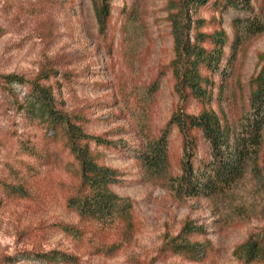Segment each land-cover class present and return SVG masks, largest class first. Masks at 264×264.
Here are the masks:
<instances>
[{"label": "rangeland", "instance_id": "1", "mask_svg": "<svg viewBox=\"0 0 264 264\" xmlns=\"http://www.w3.org/2000/svg\"><path fill=\"white\" fill-rule=\"evenodd\" d=\"M172 1L112 0L107 37L99 30L94 0H0V74L30 77L56 58L61 70L76 75L71 84L62 81L67 109L85 113L92 132L143 150L166 128L178 103L166 70L173 58ZM252 3V12L202 11L222 20L233 45L230 75L213 108L235 126L264 83V0ZM34 111L24 85L0 86V134L42 136L44 129L30 117ZM171 131L164 168L145 167L129 150L108 154L121 173L122 183L114 187L121 206L108 227L82 238L63 229L83 226L68 204L75 183L70 163L58 155L40 163L0 145V171L13 163L27 191L0 205V264H49L23 252L53 248L80 258L56 264H264V132L260 156L237 183L223 193L189 197L175 180L182 171V140ZM187 221L203 228L191 239L193 252L160 254ZM99 242L120 247L111 256L95 248Z\"/></svg>", "mask_w": 264, "mask_h": 264}, {"label": "trees", "instance_id": "2", "mask_svg": "<svg viewBox=\"0 0 264 264\" xmlns=\"http://www.w3.org/2000/svg\"><path fill=\"white\" fill-rule=\"evenodd\" d=\"M252 2L172 1L169 20L173 58L166 70L170 73L178 103L166 128L143 150L122 145L107 133L92 132L85 113L67 109L66 102L60 97L63 95L62 81L71 84L76 75L72 71L61 70L60 61L56 58L43 62L30 77L0 74L1 87L9 84L26 87L35 110L30 117L37 119L44 129L42 136L33 132L29 133L30 137L4 131L0 134V145L44 164L50 163L52 155H58L70 163L75 173L73 193L68 204L83 226L80 229L75 225H63L66 232L82 238L97 226L106 228L115 221L121 200L114 187L121 185L122 179L120 170L108 163V154L124 155L129 150L145 167L164 168L169 163L168 138L171 129H176L182 140V171L175 178L182 194L199 197L223 193L245 175L249 162L260 156L263 145L264 83L251 94L249 114L239 126L232 125L218 114L213 105L219 103L225 81L230 75L234 57L230 47L233 45L226 31L220 28L222 20L203 17L202 11L212 9L221 15L230 8L252 12ZM94 8L100 32L109 37L113 31L112 0H94ZM157 78L159 80L160 76ZM4 164L5 168L0 171V205L27 192L21 171L13 163ZM126 213L129 214L128 211ZM202 231V227L187 221L180 235L171 241L170 247L165 245L160 254L166 250L174 254L193 252L191 239ZM97 246L99 252L101 249L112 256L120 244L109 247L99 242L95 248ZM23 253L49 264L78 263L80 259L79 255L57 248L25 250ZM8 257L12 260L13 256Z\"/></svg>", "mask_w": 264, "mask_h": 264}]
</instances>
